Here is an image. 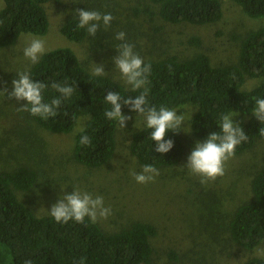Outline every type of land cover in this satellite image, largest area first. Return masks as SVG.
<instances>
[{"label":"rangeland","instance_id":"374dc122","mask_svg":"<svg viewBox=\"0 0 264 264\" xmlns=\"http://www.w3.org/2000/svg\"><path fill=\"white\" fill-rule=\"evenodd\" d=\"M221 1L219 22L194 26L169 24L156 14L150 19L147 10L155 13L156 8L146 0H49L44 6L48 18L46 35L23 34L16 45L0 49V88L7 86L10 92L16 73L32 66L23 56L30 37L44 39L46 51L71 49L90 73L94 64H104L106 77L122 85V81L112 78V59L120 43L115 35L121 31L144 61L169 56L184 60L204 54L213 66L236 64L241 40L263 25L264 20L249 18L230 0ZM2 7L0 0V10ZM78 9L111 13L114 19L107 30L101 28L95 37L87 33L83 41L76 43L61 35L59 26L69 19H78ZM192 39H197L198 45L189 43ZM259 82L260 79L247 78L241 90L249 91ZM22 103L7 98L0 101V172L24 166L37 173V180L27 193H16L36 217L48 216L47 211L58 197L70 194L78 186L102 196L105 206L111 207L112 215L96 222L103 231L115 232L135 221L154 226L156 235L150 239L153 264H241L248 257L264 259V254L258 255L264 253V241L252 251H245L234 245L227 233L235 210L251 198V181L264 163V138L228 161L223 177L202 186L198 178L180 169L199 140L191 132H179L185 147L181 161L172 167L157 168L160 175L155 181L141 185L130 175L131 171L139 173L142 167L128 148L132 134L144 128L141 121H135L136 114H124L132 119L123 130L116 126V149L110 162L91 169L73 158L74 137L84 120L80 119L69 134L49 133L26 112H17ZM176 110L190 124L188 118L192 114V119L196 107L187 104ZM233 112L238 113L234 122L241 124L248 119L245 114ZM169 252L176 255L177 261L168 258Z\"/></svg>","mask_w":264,"mask_h":264},{"label":"trees","instance_id":"16d2710c","mask_svg":"<svg viewBox=\"0 0 264 264\" xmlns=\"http://www.w3.org/2000/svg\"><path fill=\"white\" fill-rule=\"evenodd\" d=\"M156 12L147 10L151 19L156 14L169 24L188 23L194 26L215 24L222 18L221 0H146ZM253 19L264 20V0H230ZM0 10V49L17 44L23 34L44 36L48 31V18L44 6L49 0H2ZM78 19H69L59 26L60 34L79 43L86 37V29L77 30ZM198 45L197 39L189 41ZM238 61L233 65L213 66L204 54L189 59L169 56L151 63L149 76V103L178 109L190 104L196 107L191 134L203 141L210 133L219 132L218 118L228 111L248 116L241 126L248 140L236 148L238 156L252 149L261 137L260 124L251 115L253 97L264 98V24L250 31L240 42ZM34 82L64 81L76 84V92L60 108L61 115L48 120L30 118L41 129L53 134H69L84 120L74 137L73 158L87 168H100L113 158L116 149V122L109 121L104 111L109 106L104 97L108 91L123 97H135L140 91L102 76L95 77L83 68L76 54L69 48L46 51L39 62L28 70ZM234 77V78H233ZM247 78L260 79L249 91H242ZM58 94L45 89V102ZM67 116H63L64 112ZM123 114L130 113L122 107ZM81 120V121H82ZM80 121V122H81ZM91 138L89 146L80 145L81 135ZM145 128L132 134L129 152L142 167L156 168L177 165L184 154L180 133L169 132L165 139L173 141L166 154L156 153ZM37 173L20 166L0 172V264H74L85 257V264H153L154 250L150 239L156 235L153 225L135 221L115 232L103 231L97 223L85 219L83 224L69 221L57 224L48 216L36 217L16 196L27 193L35 184ZM251 198L240 205L227 224L230 241L237 247L252 251L264 241V163L254 175ZM168 258L177 261L173 252ZM241 264H264V259L248 257Z\"/></svg>","mask_w":264,"mask_h":264},{"label":"clouds","instance_id":"9594fccd","mask_svg":"<svg viewBox=\"0 0 264 264\" xmlns=\"http://www.w3.org/2000/svg\"><path fill=\"white\" fill-rule=\"evenodd\" d=\"M76 14L77 30L86 29L88 35L92 37H95L101 28L107 30L114 19L111 13H101L95 10L78 9ZM115 39L120 43L116 45V55L112 59V78L122 81L132 91H140V94L125 98L118 92L108 91L104 102L109 107L105 109L104 116L109 121H115L117 126L123 130L126 123L132 119L131 116L122 113V107H127L130 113L136 114L135 121H141L144 128L149 131L148 139L155 145V152L161 155L166 154L173 147V141L165 139L166 135L169 132L190 134L191 124L187 122L185 115L178 114L176 109L164 105L157 107L149 103L148 85L152 71L151 63H145L139 53L134 51V45L126 40L123 31L118 32ZM45 51L44 39L30 37L27 46L23 49V56L30 64L35 65ZM92 75L95 77L108 76L104 70V64H94ZM16 77L11 81L12 90L10 92L7 86L0 88V101L7 98L17 103L23 102L20 107L16 108L17 112H27L30 116L45 121L61 115L59 111L61 106L77 91L76 84H69L67 79L61 82L52 81L50 84L44 81L34 82L27 70L17 72ZM49 87L58 95L45 102L43 93ZM253 100L251 115L264 125V98L253 97ZM67 115L65 111L63 116ZM191 116L188 119L191 120ZM237 116L238 113L233 111L221 114L216 123L220 131L210 133L202 142H196L185 165L180 168L186 169L191 176L198 178L202 186H207L223 177L226 171L225 165L235 157L236 148L248 140L240 122H234ZM182 125L184 127H181ZM78 131L83 132L84 129H78ZM259 136L264 138V127L260 128ZM79 143L82 146H89L91 138L86 134L81 135ZM130 175L137 184L144 185L154 182L160 173L154 165L145 164L139 173L131 171ZM47 213L57 224H67L69 221L83 224L85 219L92 223L108 219L112 215V209L110 206H105L102 196H94L74 186L70 194L58 197L57 202ZM261 254L264 253L258 252V255ZM85 260V257H81L74 261V264H85ZM23 264H33V261L27 259L23 261Z\"/></svg>","mask_w":264,"mask_h":264}]
</instances>
